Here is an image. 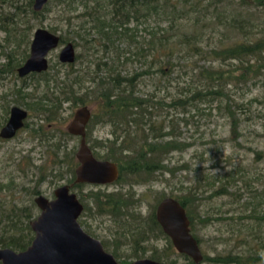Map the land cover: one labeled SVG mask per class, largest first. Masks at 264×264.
Segmentation results:
<instances>
[{
    "label": "trees",
    "instance_id": "16d2710c",
    "mask_svg": "<svg viewBox=\"0 0 264 264\" xmlns=\"http://www.w3.org/2000/svg\"><path fill=\"white\" fill-rule=\"evenodd\" d=\"M54 1L56 4H64L71 12L75 11L76 4V14L67 17L68 23L71 18H76V25L72 23L75 27L72 33L80 43L72 38L74 47L81 46L85 53L91 50L94 54L95 49L99 48L106 52L102 56L104 59L94 58L92 64L88 61V66H93L90 71L85 69L92 75L85 76L92 83L91 88L86 87V90L93 91V97L98 100L99 105L97 111L90 110V117L85 125V141L95 158L107 159L116 164L118 175L115 181L125 182L126 177H133L132 181L137 183L143 175L164 168L163 160L166 154L181 152L188 145L178 140L179 137L172 133L165 118L161 117L160 110L166 107L184 111L186 106L198 110V103L213 105L212 109L229 119L230 140L236 146L243 147L238 142L242 136L239 124L241 121L252 119L250 105L254 99L244 98L243 101L245 94L242 92L240 100H235L233 91L236 92L240 87L249 91V84L255 85L258 82L264 86V0ZM47 2L41 10L33 11V0H0V31L4 33L0 54L6 59L1 71L14 73V68L27 56L32 27L28 24V18L41 16ZM4 6L7 8L4 9ZM79 6L81 9L77 10ZM151 18H154L158 26L150 30L143 28L147 37L140 36L137 25L145 24ZM161 23L165 25L159 26ZM21 24H25L24 27H21ZM138 37H141L140 40ZM118 40L127 42L129 48L126 52H121L114 46ZM21 45L22 50L17 52ZM110 49L114 50V55L108 57ZM18 53L21 54L19 59L15 58ZM135 62L139 66L138 69L128 71L127 63ZM66 65L68 72L64 74L63 80H59L56 72L49 75L46 70L41 74L44 90H47L48 81L52 82L53 87L50 89L58 91V95H63V100L74 95L72 86L64 84L72 72L71 65ZM175 67L187 75L189 82L179 86V82L175 81V94H170L168 100L165 97L157 99L154 92H138L137 86L145 78H156L157 86H168L167 83L171 79L169 75ZM49 95H54V92ZM73 98L83 100L81 95H74ZM51 104L53 103L49 105ZM55 108L57 106L50 110ZM254 116L264 119V115ZM100 120L111 128V139L106 142L109 145L104 154H99L95 148V145H100L101 142L94 144L89 139L90 129ZM261 126L264 128V122ZM68 134L67 131L64 133ZM252 151L255 159L264 155V150ZM68 154H72V150L67 152ZM240 170L238 166L223 175L214 173L202 179L196 178L194 185L203 180V185L206 186L203 191L208 192L209 198L232 194L228 190L232 188L231 183L241 180ZM81 185L75 183L74 187ZM190 187L197 189L193 185ZM238 190L236 188L234 191ZM249 191L256 194L254 199H257V202L256 206L251 203V207L247 208L248 205L244 208L246 214L237 216V219L250 221H241L247 224L242 227L247 228V231L242 228L236 231L238 246L241 247L238 251L230 249L214 256L200 249L201 241L192 233L193 212L190 210L191 203L188 198L172 193L168 196L177 200L184 208L189 221V232L202 254L198 264H264V235L260 234L264 225V209H259L264 204V194L258 193V190ZM235 195L240 197L241 194ZM106 196L107 201L102 205L95 203V207L113 210L122 206L124 197L121 194ZM31 217V207L28 206L13 205L5 210L0 208V248L7 247L14 251L25 249L32 237L29 227ZM212 219L224 220L219 216H207L204 222ZM155 225L158 227L156 222ZM166 239L173 248L168 237ZM173 250L175 251L174 248ZM175 253L183 257L186 261L184 264H194L186 255ZM157 259H162L166 264H173V261L167 262L162 256Z\"/></svg>",
    "mask_w": 264,
    "mask_h": 264
},
{
    "label": "rangeland",
    "instance_id": "374dc122",
    "mask_svg": "<svg viewBox=\"0 0 264 264\" xmlns=\"http://www.w3.org/2000/svg\"><path fill=\"white\" fill-rule=\"evenodd\" d=\"M47 1L46 9L41 16L28 18V24L32 25L30 35L35 28L42 27L59 36L58 46L47 54V72L49 75L56 72L59 80H63L64 74L68 72V66L58 62V51L63 44L71 43L72 38L75 39V42L77 40V43H80V40L76 39L72 33V30L75 29L72 23L74 22L76 25V18L73 17L70 19V23L67 22L68 16L76 14V4L75 11L71 12L70 8H67L64 4H56L54 0ZM6 8L4 6V9ZM80 9V6L77 7V10ZM21 25V27H24L25 24ZM164 25L165 23L159 24V26ZM157 26V22L154 18H151L145 24L137 25L136 29H138V34L143 37L146 36L143 28L150 30ZM3 36L4 33L0 31V43H2ZM140 38L138 37V40ZM114 46L121 52H126L129 48L124 40L116 41ZM21 50L22 45L17 48V52ZM104 54L106 52L101 48L95 49L94 54H92L91 50L86 53L83 52L81 46L74 47V60L69 63L72 72L68 76L69 80L64 81V84L66 86L71 85L74 95H81L85 104H83V100L73 98L74 95H71L73 97L70 96L67 100H63V95H58V91L50 89L53 87L50 81H48V87L45 91L40 82L43 78H41V73H32L30 76L21 78L16 73L1 71L6 59L0 54V94H10L11 92L10 95L13 98V95L16 94L15 88L18 86L16 84L23 81L26 83L25 88L17 90H20L26 96H37L36 94H40L42 91L43 95L48 97L47 108L50 110L53 106H57V108L47 112L49 117L52 116V119L48 118V139L45 145H33L34 142H29L31 138L28 137L27 139L25 130H22L12 140L0 142V205H2L0 208L5 210L13 205L16 207L28 206L31 207L32 214H35L36 210L33 208L34 204L32 203L33 192L38 191L42 195L50 197L53 189L62 184H68L71 191L82 194L86 206L90 205L87 203L88 199L84 197L85 193L94 195L126 191L129 196L132 195L128 197V202L139 207L142 212H146L149 208L153 209L159 199L172 193L188 198L189 203H191L190 210L193 212L192 233L201 241L199 246L204 253L214 256L218 252L219 254L225 253L230 249L238 251L241 246H238L236 231L241 230L247 224L241 222L244 218L237 219V216L246 214L244 208L248 205L247 208L251 207V203L256 206L257 199H254L256 194L250 193L249 190H252V192L258 190V193L264 194V155L255 159L252 151L253 149L264 150V128L261 126L264 119L254 116L256 114L264 115V86L258 82L255 85L249 84V91L245 90L244 87H240L236 92L233 91L235 100H240L242 92L245 94L243 101L244 98L254 99L250 105L252 119L241 121L239 124L242 136L238 139V142L243 147L236 146L230 140L229 119L212 109L213 105L198 103V110L186 106L184 111H175L173 108L166 107L160 110L161 117L165 118L166 124H168L172 133L179 137L178 140H182L188 145L181 152L166 154L163 160L164 168L156 169L149 175L142 174L143 176L139 178L137 183L132 181L131 178L133 177H126L125 182L113 181L100 185L84 183L81 186L74 187L73 168L76 161L73 153L77 147L78 138L69 134L64 135L66 132L65 126L69 122L73 111L79 106L85 105L89 111L98 110V100L93 97V91L91 92V89L86 90V87L91 88L92 83L85 76H92L91 72H87L90 68H93L92 65L88 66V61L92 64L94 58H102ZM76 55H78L77 59ZM110 55H114L113 49H110L107 54L108 57ZM15 58H21V54L18 53ZM195 59L197 58H193V60ZM127 65H129L126 68L128 71L139 67L136 62L127 63ZM169 76L171 79L165 88L162 85H156V78L142 79L137 86L138 92L140 94L154 92L157 99L165 97L168 100L170 94H175V81L179 82V86L189 82L187 75L182 74L176 67ZM75 78L78 79V83H76ZM50 92H54V95H49ZM7 99L9 102L14 100L8 97ZM15 101L19 104L24 102V100L22 102L16 97ZM50 103L53 104L49 105ZM110 130L111 128L101 120L90 129L89 139L94 144L101 142L100 145H95L99 154L106 153L107 145H109L106 142L111 139ZM57 144H60V146L57 147ZM245 147L250 149L248 150ZM71 150L72 154L67 155V152H71ZM238 166L241 168L240 174L242 176L241 180L231 183L232 188H229L228 191L232 194H222L209 198L207 197L208 192L203 191L206 188L203 185V180H199L196 183L197 185H194L196 178L202 179L214 173L223 175L231 168ZM192 185L196 186L197 189L190 187ZM236 188L239 189L237 192L234 191ZM233 193H240L241 195L238 197ZM259 209H264V204ZM207 216L209 218L219 216L224 220L216 221L212 219L205 223L204 219ZM243 222L250 221L244 220ZM109 228L112 229V226H109ZM261 228L263 229H261L260 234L264 235V225ZM242 229L244 231L248 230L247 228ZM240 232L246 234V232ZM159 246L161 249L164 246L162 238L159 241ZM170 261H173V264H184L186 262L182 256L177 254L167 259V262Z\"/></svg>",
    "mask_w": 264,
    "mask_h": 264
},
{
    "label": "water",
    "instance_id": "95a60500",
    "mask_svg": "<svg viewBox=\"0 0 264 264\" xmlns=\"http://www.w3.org/2000/svg\"><path fill=\"white\" fill-rule=\"evenodd\" d=\"M47 0H33V11H39ZM59 36L45 28L37 27L32 32L28 56L16 69L18 76L28 72H40L47 68V53L56 48ZM57 59L61 63L74 60L72 43H65L58 51ZM24 111L13 107L7 123L1 128L0 136L9 137L21 124ZM89 119L86 106H79L73 113L67 132L78 137L75 150L77 165L74 169V182L86 184H106L116 180V164L107 159L95 158L85 141V124ZM40 209L39 214L29 221L33 232L31 243L21 251L0 248V264H119L100 243L84 233L76 217L82 206L70 191L68 184L57 186L53 190V199L47 200L41 195L33 199ZM155 217L164 234L168 236L176 252L189 257L194 264L202 259L201 251L189 232V221L184 208L171 197H165L155 207ZM133 264H162L142 259Z\"/></svg>",
    "mask_w": 264,
    "mask_h": 264
},
{
    "label": "flooded vegetation",
    "instance_id": "af4514ba",
    "mask_svg": "<svg viewBox=\"0 0 264 264\" xmlns=\"http://www.w3.org/2000/svg\"><path fill=\"white\" fill-rule=\"evenodd\" d=\"M31 37H32V33L29 39V44L31 41ZM29 44H28L27 56H28V51H29ZM73 49H74V46H73ZM27 56L24 57L20 61V64L14 68V73H16L17 76L18 74L16 72V69L23 64ZM46 59H47V55H46ZM63 64H69V63H63ZM47 65H48V61H47ZM46 70L40 71V72H28L25 75L18 76V77L22 78L24 76L25 78L28 75L30 76L32 73L43 74L44 72H46ZM40 82L42 83V86H44L43 81L40 80ZM16 85L18 86L15 88L16 94L15 95L12 94L14 96L13 98L10 95L11 92L10 94H0V130L7 123L10 117L11 109L13 107H16L24 111L25 114L21 118L20 126L15 129L14 133L9 137L0 136V142L12 140L16 138L17 135L22 130H25L27 132V139L28 137L31 138L29 142H34L33 145L36 144L37 146L45 145L48 139V127H49L48 118L50 119L49 115L47 114L48 97L44 96L42 91L40 94H36L37 96H32V95L26 96L20 90H17L20 88H25L26 83H24L23 81H20V84H16ZM13 86L15 87V85ZM36 90L38 91V89ZM7 97L10 99H14V100L9 102L8 99L6 100ZM15 97L18 98L19 100H22V102L24 100V102L22 104H19L17 101H15ZM89 117H90V111H89ZM69 122L67 123V125L69 124ZM67 125L65 126V130L67 128ZM56 146L59 147L60 144H57ZM73 156L75 158V151L73 153ZM75 161H76V158H75ZM76 165H77V161L74 165L73 173H74V169ZM76 184H84V183H76ZM33 193H34L33 199L38 195L43 196L47 200L53 199V191L50 197H46L38 191H34ZM73 193L75 194L76 199L82 206L80 213L76 217V222L78 223L80 229L84 233H86L88 236L96 239L100 243L102 249L105 252L109 253L115 259L117 263L133 264V262L137 260L149 259V260L160 262L162 264H166L165 262H163L162 259L158 260L157 257L162 256L164 260H167L168 258L175 256L176 251H174L173 248L169 245V242L166 239V237L168 236L164 234V232L162 231L155 217V207L159 203V201L165 197H163L156 203L153 209L154 210L153 214H152L151 208H149L146 212H142L139 207L134 206L132 203L130 204L127 199L128 197L132 195L129 196V193H127L126 191L122 193L118 192V193L94 194V196L98 197L97 199H94L93 195L91 194L88 195L85 193L84 197L88 199L87 203L90 206L88 205L86 206V203H84L82 194H79L77 192L76 193L73 192ZM120 194L122 195V197H124V200L121 201L122 206L120 208H114L112 210V209H108L105 207H95L94 205L95 203L99 205H102V203H105L107 201L105 200L107 197L106 195L115 196V195H120ZM33 199H32V203L34 204L33 208L36 210V213L32 214V217L30 218L29 221L34 219L40 212V209L34 203ZM154 221L157 223L158 227L155 225ZM109 226H112V229L109 228ZM160 230L163 232L164 235L161 234ZM33 235L34 234L32 232V237L29 240V243L27 244V246L31 243ZM161 238L164 241V246L162 249L159 246V241Z\"/></svg>",
    "mask_w": 264,
    "mask_h": 264
}]
</instances>
